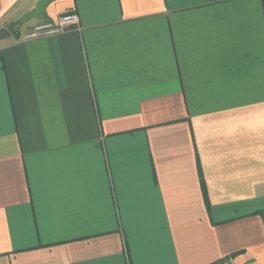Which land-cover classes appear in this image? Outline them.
<instances>
[{
	"label": "crops",
	"instance_id": "obj_1",
	"mask_svg": "<svg viewBox=\"0 0 264 264\" xmlns=\"http://www.w3.org/2000/svg\"><path fill=\"white\" fill-rule=\"evenodd\" d=\"M36 2L0 0V264H264V0Z\"/></svg>",
	"mask_w": 264,
	"mask_h": 264
},
{
	"label": "built area",
	"instance_id": "obj_2",
	"mask_svg": "<svg viewBox=\"0 0 264 264\" xmlns=\"http://www.w3.org/2000/svg\"><path fill=\"white\" fill-rule=\"evenodd\" d=\"M78 17L74 13H65L61 15L55 23L45 24L37 29H42L43 32L38 33L37 35H46V34H53L67 30L71 26L78 25Z\"/></svg>",
	"mask_w": 264,
	"mask_h": 264
},
{
	"label": "water",
	"instance_id": "obj_3",
	"mask_svg": "<svg viewBox=\"0 0 264 264\" xmlns=\"http://www.w3.org/2000/svg\"><path fill=\"white\" fill-rule=\"evenodd\" d=\"M49 1L50 0H37L34 7L21 16L19 23H24L27 20L38 18L43 15Z\"/></svg>",
	"mask_w": 264,
	"mask_h": 264
},
{
	"label": "rangeland",
	"instance_id": "obj_4",
	"mask_svg": "<svg viewBox=\"0 0 264 264\" xmlns=\"http://www.w3.org/2000/svg\"><path fill=\"white\" fill-rule=\"evenodd\" d=\"M69 13H71V12H69ZM68 14V13H67ZM72 14V13H71ZM76 15V14H75ZM79 23V22H78ZM47 24V23H46ZM48 24H50V23H48ZM43 25H45V24H43ZM40 26H42V25H37V26H34L33 28H30L29 30H28V33L27 34H29L28 36H30V35H37L38 33H40V32H43V30L42 29H37L38 27H40ZM70 28H73L72 26L70 27ZM69 29V28H68ZM14 33H16V32H14ZM46 35H48V34H46Z\"/></svg>",
	"mask_w": 264,
	"mask_h": 264
}]
</instances>
